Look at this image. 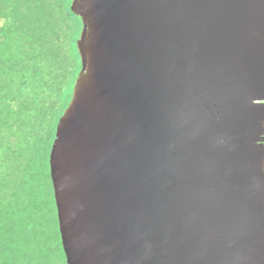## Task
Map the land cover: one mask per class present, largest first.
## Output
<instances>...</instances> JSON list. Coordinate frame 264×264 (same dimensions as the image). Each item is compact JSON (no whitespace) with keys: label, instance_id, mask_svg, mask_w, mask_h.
<instances>
[{"label":"water","instance_id":"1","mask_svg":"<svg viewBox=\"0 0 264 264\" xmlns=\"http://www.w3.org/2000/svg\"><path fill=\"white\" fill-rule=\"evenodd\" d=\"M71 9L49 158L67 263L264 264V0Z\"/></svg>","mask_w":264,"mask_h":264},{"label":"trees","instance_id":"2","mask_svg":"<svg viewBox=\"0 0 264 264\" xmlns=\"http://www.w3.org/2000/svg\"><path fill=\"white\" fill-rule=\"evenodd\" d=\"M73 0H0V264H68L50 151L82 63Z\"/></svg>","mask_w":264,"mask_h":264}]
</instances>
